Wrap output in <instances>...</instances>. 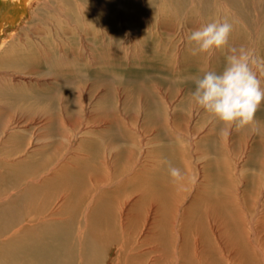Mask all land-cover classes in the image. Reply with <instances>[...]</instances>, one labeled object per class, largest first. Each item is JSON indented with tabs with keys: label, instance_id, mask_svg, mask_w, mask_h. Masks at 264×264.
I'll list each match as a JSON object with an SVG mask.
<instances>
[{
	"label": "bare ground",
	"instance_id": "obj_1",
	"mask_svg": "<svg viewBox=\"0 0 264 264\" xmlns=\"http://www.w3.org/2000/svg\"><path fill=\"white\" fill-rule=\"evenodd\" d=\"M131 1L135 7L108 0L103 13L115 17L100 20L89 10L99 0H0V264H264L260 176L244 171L249 158L237 172L234 155L215 144V132L189 143L191 149L181 145L179 133L172 135L173 121L157 127L156 110L142 108L144 120L133 128L135 133L118 117V124L111 120L86 129L75 145V94L74 105L68 95L73 84L65 79L56 89L33 94L11 89L20 81L7 71L31 74L33 52L50 62L45 74L50 81L75 78V31L83 54L92 52L87 56L90 66L92 49L107 56L108 40L124 48L128 12L138 22L142 9L149 11L151 21L156 16L165 20L173 17L172 5L186 12L195 1L208 14V0ZM227 2L252 28L263 26L264 36V0ZM30 14L26 32L10 39L6 28L26 23ZM28 32L38 42H22ZM95 43L102 46L93 47ZM53 55L62 62L52 63ZM14 121L26 127L14 131ZM36 135V140L49 142L33 147ZM146 135L150 138L144 143ZM126 140L139 149L124 145ZM151 143L157 145L141 150ZM169 165L181 168L184 178L174 181Z\"/></svg>",
	"mask_w": 264,
	"mask_h": 264
},
{
	"label": "rangeland",
	"instance_id": "obj_2",
	"mask_svg": "<svg viewBox=\"0 0 264 264\" xmlns=\"http://www.w3.org/2000/svg\"><path fill=\"white\" fill-rule=\"evenodd\" d=\"M107 1L108 0H99V2L93 3L89 8L90 11L95 12V15L100 20L105 19L106 16L109 17V19L115 17V14L111 15L110 12L104 15L103 12L105 11L104 9ZM123 1L124 4L128 3L129 7H135L131 0ZM227 1L208 0L207 5L205 4L204 6L208 14L199 11L200 9L198 8L201 7L202 4L195 1L190 3V7L186 12H180L172 5L173 17L171 19L166 17L167 19L165 20L161 18L156 20V16L152 18L151 21L149 19L151 16L148 14L149 11L147 9H142L140 22H138L133 13L128 12L125 15L124 32L122 33L125 40L124 48L118 47L108 40L107 46H105L108 49L104 51L107 56H103V52L101 51L92 49L95 59L92 62L93 65L90 66L87 65V61H90L87 56L89 57L92 52H88L86 54L87 56L83 54L80 48V39L76 36L77 33L75 31L74 40L72 42V47H75L72 48L75 49V78L63 77V79L59 78V80L55 82H52V79L50 81L49 76L45 75L48 70V65L46 64L49 61L46 62L43 59L39 60V58H41L40 54L33 52L32 55L35 57V60L31 63V74H22V72H20V74L12 70L7 71L10 77H12L11 74L15 75L17 79L16 82L20 81L19 86H12L11 89L25 94L32 91L33 94V92L39 93L41 91L40 89H42V91L56 89L57 85L67 80L70 84H73L75 90L68 95L71 97V102L73 104L72 97H74L75 94V145L81 141V138L85 137V132L90 130V128H101V126H104V123L111 120H115V123L118 124L116 122L118 117V120L125 122L124 124L122 123L123 126L130 127L129 129L133 130V128L138 127L137 125L143 122V110L145 109L156 110L155 112L157 113L158 119L157 117L155 119L158 121H155L156 123L154 124L157 127H159L160 123L164 122V126H166L165 122L170 125L173 121L172 124L174 129L172 128L171 130V133H173L172 135L175 134V137L179 136V141L183 143L181 145H185L188 148L191 144L199 141L200 137L206 132H215L213 134L215 144H219V147L226 146L230 150V153L234 155L237 172L241 170L240 167L249 158L250 161L247 163L248 165L245 167L244 171L247 170L246 173L248 175L260 176L261 187H264V131L260 134H252L248 128L237 129L233 127L230 133L225 135L221 132L223 127L222 122L215 119L192 102L191 94L195 88L193 78L202 75L208 70H221L230 46L238 47L244 45L254 49L259 56L264 57V36L263 33L262 36L260 35L263 31V29L260 28L263 26H260V28H252L247 20L245 21V19L241 18L237 14V10L230 6L231 4ZM81 9V7H77L78 11ZM85 11L89 13L87 10ZM261 15L264 16V12ZM31 18L32 14L26 17V23L20 21L16 22L15 26L7 27L5 32H7V34L9 33V38H14L20 31L25 33ZM224 19H227L229 22L232 21L231 23L233 24V31L230 35L228 46L226 45L224 48L218 49V51L220 50L219 52L215 50L216 52L194 54L192 51L194 45L185 39L189 31L208 22L214 20L222 21ZM263 22L260 21V23ZM111 23H113L112 20ZM36 25L37 24H35V26ZM35 26L33 25L30 29L34 30ZM77 30H81L79 26H77ZM241 32L244 33V37H241ZM22 38L24 39L22 42L37 40V38L30 33L29 36L24 35ZM36 42H38V40ZM67 43L66 45H69V41H67ZM97 45L102 46L101 43H95L93 47H97ZM15 48H19V45L16 44ZM67 49H69V47H67ZM67 56H70V54ZM56 57V55H53L49 60L52 63L57 62V60L62 62L59 57ZM68 68H70L69 65ZM260 78L264 81V75H261ZM47 82L50 83L47 84ZM29 83H33L32 86H30ZM38 84L39 86H37ZM50 84L51 86H49ZM165 96H168V99H166ZM63 98L67 101V94L63 95ZM163 98L165 99L163 100ZM152 100L156 102L160 108H154L152 106ZM160 102H162V105H160ZM61 103L63 102L61 101ZM81 105L84 107L82 112L80 111ZM150 106L153 108H150ZM161 108L162 110H160ZM158 111L162 112L160 113L161 115ZM167 116L169 120L166 119ZM256 117L261 121V127L264 129V102L261 103V106L257 110ZM11 127H13L14 131L18 132L22 131L26 126H24L23 122L17 123L14 121ZM28 127H31V125ZM38 127L39 123L37 122L33 126L32 131L37 133L36 129ZM132 132L135 133L134 130ZM178 133L179 135L176 136ZM36 138L37 135L35 139L33 137V147L41 142H49L48 139L38 141ZM149 138L150 136L146 135V137H144V143ZM221 141H223V143ZM131 143V141L126 140L124 145H127L129 148L139 149V145L130 146ZM189 143L190 145H188ZM155 144L156 143L141 145V150L145 151ZM114 146L115 145H112V147ZM190 148L192 149L193 146H190ZM199 151L202 152L201 149ZM197 156H199L198 153ZM251 185L253 188L257 186V184L254 185L252 182ZM253 196L254 194L251 195V197ZM252 200L249 199V202H253Z\"/></svg>",
	"mask_w": 264,
	"mask_h": 264
},
{
	"label": "clouds",
	"instance_id": "obj_3",
	"mask_svg": "<svg viewBox=\"0 0 264 264\" xmlns=\"http://www.w3.org/2000/svg\"><path fill=\"white\" fill-rule=\"evenodd\" d=\"M233 31L227 19L214 20L192 29L185 39L194 45L193 53H210L224 48ZM264 57L244 45L230 46L221 70H208L194 77L192 102L222 122L221 132L229 134L233 127L248 128L252 134L264 129L256 117L264 102ZM174 181L184 178L181 168L169 165Z\"/></svg>",
	"mask_w": 264,
	"mask_h": 264
}]
</instances>
